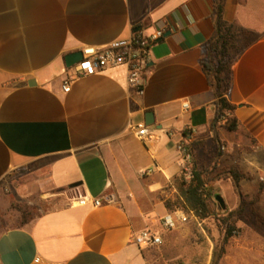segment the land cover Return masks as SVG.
Returning a JSON list of instances; mask_svg holds the SVG:
<instances>
[{"label":"crops","instance_id":"1","mask_svg":"<svg viewBox=\"0 0 264 264\" xmlns=\"http://www.w3.org/2000/svg\"><path fill=\"white\" fill-rule=\"evenodd\" d=\"M213 12L214 0H0V182L46 169L58 189L49 199L60 201L0 232V264H150L153 246L137 236L190 231L194 217L173 229L162 218L181 208L178 144L213 137L214 92L201 65ZM225 17L259 36L234 67L229 98L242 131L219 132L247 192L264 180V0H226ZM160 26L143 94L130 91L124 67L64 90L68 54ZM149 111L155 138L144 141L132 127Z\"/></svg>","mask_w":264,"mask_h":264},{"label":"rangeland","instance_id":"2","mask_svg":"<svg viewBox=\"0 0 264 264\" xmlns=\"http://www.w3.org/2000/svg\"><path fill=\"white\" fill-rule=\"evenodd\" d=\"M250 30L258 35L255 30ZM195 149L201 167L208 166L211 175L216 177L222 174L213 189L224 197L228 210H219L203 220L193 219L189 222V232H169L162 245L151 248L150 264L185 261H189L188 264H211L214 248L223 243L226 234L220 217L241 205L244 211L237 221V229L228 239L221 264H264V180L258 177L259 188L254 185L247 192L245 189L241 195H234L231 179L226 174L235 163L227 153V146L223 145L220 156L213 140ZM57 191L46 169L38 174L20 171L13 178L0 182V232L7 227L19 226L26 219L58 205L60 201L49 199Z\"/></svg>","mask_w":264,"mask_h":264},{"label":"trees","instance_id":"3","mask_svg":"<svg viewBox=\"0 0 264 264\" xmlns=\"http://www.w3.org/2000/svg\"><path fill=\"white\" fill-rule=\"evenodd\" d=\"M226 0H214V12L212 19L214 23V33L204 44L201 57V65L206 73L211 89L214 92L215 116L211 123L213 132L212 140L217 149L218 156L222 155L224 142L220 138V129H227L235 133H241L242 125L235 115L236 104L230 101V93L234 83V67L242 54L258 39L252 31L225 17ZM189 147L193 153V176L191 180H182L179 183L180 196L176 200L177 206L189 211L193 210L196 216L203 220L219 210L227 211L216 200L217 193L213 189L215 179L211 175L208 166H200L195 147L204 146L203 142L188 140ZM217 179L222 177L219 174ZM234 185L238 194L241 195V180L246 175L241 171L238 163H235L226 174ZM169 207H173L172 201H167ZM244 211L243 205L230 210L220 217L226 234L223 243L216 245L213 251L211 264H221L225 253L228 239L237 229V221ZM31 218L26 219L25 222Z\"/></svg>","mask_w":264,"mask_h":264},{"label":"built area","instance_id":"4","mask_svg":"<svg viewBox=\"0 0 264 264\" xmlns=\"http://www.w3.org/2000/svg\"><path fill=\"white\" fill-rule=\"evenodd\" d=\"M164 33V27L160 26L150 34L136 32L126 40L114 42L107 46H85L82 49V60L67 69V76L63 83L64 90L70 91L75 79L82 75H91L110 68L124 67L127 72V85L130 91L137 95L143 94L151 48L164 36ZM183 105L186 109L190 106L188 102H184ZM132 130L140 140L148 141L155 138L151 125H134ZM177 147L183 155L184 177L189 181L193 176V153L186 142H180ZM152 171V169L144 170L142 175ZM85 200L86 198L80 199V201ZM94 203L101 205L102 200L96 199ZM190 217L199 219L193 210L187 211L183 208H178L163 217L162 224L166 229H173L180 223L188 222ZM136 242L139 245L157 246L163 244L164 239L152 230H146L136 237ZM180 264L186 263L181 262Z\"/></svg>","mask_w":264,"mask_h":264},{"label":"water","instance_id":"5","mask_svg":"<svg viewBox=\"0 0 264 264\" xmlns=\"http://www.w3.org/2000/svg\"><path fill=\"white\" fill-rule=\"evenodd\" d=\"M83 58V52L82 51H76L68 54L66 56V63L68 66H72L82 60ZM155 116L154 112L149 111L146 115V124L147 125H153L155 124ZM216 200L222 205V207H226V202L224 200V197L222 195H216Z\"/></svg>","mask_w":264,"mask_h":264}]
</instances>
